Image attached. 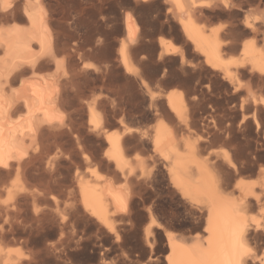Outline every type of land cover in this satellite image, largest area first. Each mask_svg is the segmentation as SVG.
<instances>
[{
  "label": "bare ground",
  "instance_id": "6f19581e",
  "mask_svg": "<svg viewBox=\"0 0 264 264\" xmlns=\"http://www.w3.org/2000/svg\"><path fill=\"white\" fill-rule=\"evenodd\" d=\"M132 1L146 6L158 0ZM23 2L0 0V174L17 176L14 184L5 189L8 202L0 204V219L8 224L7 228H0V237H11L13 242L23 246L41 244L46 232L56 226L59 238L55 243H47L44 252H54L61 258L69 247L62 238L68 234L65 230L71 227L72 231L80 221L95 223L114 235L117 242L121 240L114 219L128 215L136 193L131 183L135 172L130 158V136L135 130L128 122L126 124V114L121 109L119 112L113 108L118 121L109 119L108 110L102 109L101 100L104 101L105 96L83 98L88 121H67V116L66 121L63 120L65 86L71 79L65 63L82 54L86 44L74 41L70 48L68 44L61 46L54 18L28 0L24 5ZM162 6L166 14L160 32L165 31L167 24L168 33L183 45L178 48L172 41L160 38L159 58L177 55L185 75L193 73L199 84L204 80L208 84L205 92H200L202 98L197 88L192 90L191 98L170 93L166 98L167 106L177 121H157L147 136L152 141L154 163L156 159L163 161L174 190L190 204L205 210V235L189 245L176 233L151 220L145 228V238L148 241L153 236L154 227L164 232L170 251L168 264H255L253 246L264 237V225H252L249 211L264 202V166L258 168L257 182L241 178L234 184L241 196L234 198L225 191L224 179L219 173L224 164L237 170L230 157L224 154L221 165L211 160L204 155L203 143L208 142L207 138L193 140L185 136L184 131L189 132L196 124L186 118L188 106L195 109L206 102L209 108L219 105L236 112L239 108L242 119L238 121V134L247 146L253 135L264 148V0H162ZM123 17L122 36L117 37L118 59L114 60H119L124 75L140 78L133 53L144 35L134 14L127 12ZM16 20L25 22L27 27L6 25ZM224 20L226 24L215 25ZM61 54L66 61L60 60ZM51 65L56 67L54 75L37 73ZM86 65L83 62L80 69L85 76L90 71V66ZM25 73L34 77L23 79L20 87L13 89L17 79ZM141 83L148 87L143 79ZM113 104L117 107V102ZM116 124L122 128L119 133L111 131ZM226 124L228 139L232 124ZM257 153L255 150L254 158ZM112 166L121 183L102 174V170ZM56 235L53 231L49 236L56 238ZM8 257L5 264L33 261L28 256Z\"/></svg>",
  "mask_w": 264,
  "mask_h": 264
},
{
  "label": "rangeland",
  "instance_id": "374dc122",
  "mask_svg": "<svg viewBox=\"0 0 264 264\" xmlns=\"http://www.w3.org/2000/svg\"><path fill=\"white\" fill-rule=\"evenodd\" d=\"M26 1L27 0H24L22 5H24ZM28 1L30 2H28L29 4L40 7L54 18L53 20L56 23L55 32L58 37L60 36L61 46L63 44H68V48H70L74 41H82L86 44L85 49L81 52L82 54L76 55L70 62L66 61L64 55L63 57H61L62 54L59 55L60 60L65 59L66 61L65 69L68 70L69 73L71 72L69 84L65 86V97L63 102L66 104H63V120L67 116V121H88L87 109L82 106L83 98L93 99L94 97L98 98V96L99 98L105 96V98H103L105 99L104 101L101 100L102 98L100 99L102 101V109L104 111L108 110L107 112L111 121L119 120L118 116L115 118V114H113L114 110L120 112L121 109V112L123 111L122 113L126 114V124L128 122L129 127L135 130L134 135L130 136V149L132 148L130 158L132 157L131 161L133 162L132 165H134L135 172L134 178L132 177L133 182L131 183L136 193L131 200L128 215L124 217H115L114 219L117 232L121 237L119 242L116 241L114 235L108 233L107 230L99 225L92 222L80 221L78 226L72 229V231L71 227L65 230L64 233L68 234L63 235L62 238H64L65 245L69 247L67 248L66 254H62L61 258L59 257L60 259L54 252L49 254L44 252L46 251L45 245L47 243H55L58 240L57 237L59 238L60 231L54 226V228L46 232L41 244H36L34 242L30 243L28 246H23V244L13 242L11 237L6 239H1L0 237V264H5L9 255L11 258L28 256L33 259L31 262L32 264H168L167 258L170 251L167 246L164 232L154 227L153 236H151L148 241L145 238V228L150 221L156 220L168 230L176 233V236L180 238L181 241H186L187 244L192 245L197 239L203 238L205 235L204 226L206 214L201 206L190 204L174 190L170 183L168 169L161 159H156L157 163H154L153 156L155 154H153L152 141L147 136V132H149V135L151 134L150 131L152 132V128L155 127L157 121H177L172 117L167 106L166 98L170 93L176 92L191 98L193 96L192 90L197 88L198 95L201 97L202 93L200 92H205L208 81L204 80L202 84H199L198 77L193 73L191 74L188 72L185 75V72L182 70L183 66L177 55L174 57L164 56L162 59L159 58V51L161 50L159 46L160 38L172 41L177 47H182L183 45L174 35L168 33L167 24H165V31L162 33L160 32L161 24L165 23L166 14L164 6H162V0H158L156 4H152V2L149 4L147 3L148 6L135 4L132 0ZM127 12L135 15L144 35L142 36L143 39H140V44L137 43V46L134 45V47H137H135L134 50L137 51L133 53L134 66L137 71H140L139 74L142 76H140V78L133 75H124L125 71L122 67H119L121 66L119 60H114L118 59L116 58L118 57L116 52L119 48L117 43L119 41L118 38L122 36L123 16ZM16 21H14L15 23L11 21L6 25L20 28H23V26L25 28L27 27L25 22L20 20ZM12 22L15 25H13ZM226 22L225 20L216 22L215 25H223L226 24ZM75 23L78 24L76 25ZM20 24L23 26L21 27ZM111 25L112 27H109ZM115 25L117 26L115 27ZM100 42H102L101 44L103 46ZM97 43L98 45L100 44V46H98ZM96 46L97 48H95ZM37 49L38 48L35 50ZM86 50H88L89 53ZM173 58H175V60ZM83 62L90 66V71L88 70V75L86 76L80 71ZM55 68L54 65H51L38 70L37 73L51 76L56 73ZM97 72L102 75L99 76ZM73 74L75 75L73 76ZM33 77V74L25 73L23 77L21 76L17 79L13 89H16L17 85L20 87L23 79L26 81ZM142 79L147 83L148 87L142 85ZM86 81L88 83H86ZM217 87L220 88L221 86L219 87L218 84ZM82 93L85 97L83 95L79 96ZM111 98L116 101L110 100ZM113 103H115L117 107H113L111 105ZM190 107L188 106L187 108L186 118L192 123L196 122V124H194L195 126L189 131L190 133L184 131V135L189 136L193 140L200 137L207 138L208 142L206 141V144L203 143V148L205 149L204 155L209 156L211 160L219 162L220 165L223 163L224 154L230 157L237 170L227 168L224 164L220 166L219 173L225 180H223L225 191L228 194L230 193L229 195L234 198L241 197L238 189L234 187V184L241 178L251 182H257L259 180L260 175L258 174V168L264 166V148L260 147L259 141L253 135L251 136L250 145L247 146L242 140V136L238 134V121L242 119L239 108L238 112L234 110L229 111L227 109L228 107L219 105H216L215 108H209L206 102H202V104L198 105L195 109L192 106ZM233 111L235 113H233ZM262 121H264V117ZM227 122L232 124L228 132L230 134L228 139L225 137ZM121 129V126L116 124L111 128V131L113 133H119ZM136 133H139V135L137 136ZM133 136L136 137L133 138ZM137 137H139V139ZM255 150L258 151L256 158L253 156ZM109 170L112 174L109 173ZM101 172L102 174L106 173L108 177L114 178L115 181L119 179H117L113 166ZM16 179L17 176L15 174H0V204L8 202L5 189L11 187ZM121 180L122 179H119L116 182L121 183ZM138 184L140 185L138 186ZM249 215L252 220V225L260 224L263 226L264 202L260 205L252 206ZM96 225L98 227H96ZM3 227L7 228L8 224H6L5 219H0V228ZM74 230L75 236L72 235ZM53 231L57 234L56 238H50L49 236ZM69 234H71V237L74 236V239L71 238ZM77 241L78 243H76ZM253 253L254 257L257 258L255 264L264 263V237L257 240L253 246ZM47 257L49 258L47 259ZM56 257L59 260H57Z\"/></svg>",
  "mask_w": 264,
  "mask_h": 264
},
{
  "label": "snow or ice",
  "instance_id": "6c2138e0",
  "mask_svg": "<svg viewBox=\"0 0 264 264\" xmlns=\"http://www.w3.org/2000/svg\"><path fill=\"white\" fill-rule=\"evenodd\" d=\"M85 67H88L87 65Z\"/></svg>",
  "mask_w": 264,
  "mask_h": 264
}]
</instances>
